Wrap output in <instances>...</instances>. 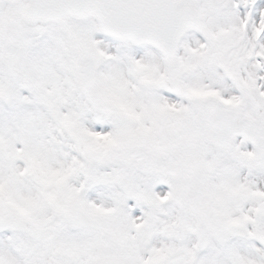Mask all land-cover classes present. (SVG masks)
<instances>
[{
  "label": "rangeland",
  "instance_id": "374dc122",
  "mask_svg": "<svg viewBox=\"0 0 264 264\" xmlns=\"http://www.w3.org/2000/svg\"><path fill=\"white\" fill-rule=\"evenodd\" d=\"M26 6V1L0 3V169L19 175L22 186L19 190L0 182V220L30 221L17 230L0 226V264H81L85 252L96 264H133L126 245L134 246L140 264H198L194 261L199 256L213 264H225L222 257L233 258L234 264H264V251L252 240L264 171L248 168L251 147L241 144L237 161L227 164L231 155L209 167L213 148L207 128L199 111L173 88L162 56L112 40L94 20L27 28L15 19ZM199 13L203 35H189L176 61L182 89L232 106L241 105L247 92L264 111V67H248L250 60L264 62V51L255 52L264 39L262 29L263 37H257L264 23V0H201ZM82 57L97 63L95 89L101 106L80 89L77 68ZM146 81L156 82L158 89L146 90ZM241 116L254 118L253 107H244ZM108 126L114 133L108 134ZM39 127L47 137L53 133V142L79 155L80 181L75 185L65 183L63 160L28 146ZM171 143L177 145L175 160L186 169L208 164L205 190L190 204L174 198L172 166L157 158V150ZM52 160L60 168H50ZM15 163L23 173L13 169ZM242 168L245 193L238 184ZM96 182L118 206L128 197L129 213L103 209L98 202L102 194L93 196ZM71 207L83 208L90 223L81 229L68 226L64 214ZM135 215L139 217L133 219ZM202 215L218 233H206ZM232 222L245 223L251 240L223 235ZM161 234L176 242L157 255L155 239Z\"/></svg>",
  "mask_w": 264,
  "mask_h": 264
},
{
  "label": "water",
  "instance_id": "95a60500",
  "mask_svg": "<svg viewBox=\"0 0 264 264\" xmlns=\"http://www.w3.org/2000/svg\"><path fill=\"white\" fill-rule=\"evenodd\" d=\"M11 4L19 0H0ZM200 0H29V7L20 17L28 24H62L68 18L84 21L95 18L103 31L120 41H131L135 46H151L169 62L175 85L176 70L174 59L184 36L202 21L198 16ZM94 63L83 59L79 66L81 85L89 96H93ZM146 83V87H154ZM180 91V90H179ZM180 93L186 97L184 93ZM191 103L199 99L188 97ZM202 119L208 124L212 138L217 140L223 134L243 137L256 148L252 159L253 167H264V115L259 121L243 119L239 126L234 125L236 115L231 108L212 99L201 100ZM264 217V205L258 211V221ZM68 218L74 225L87 221L81 210L68 212ZM23 221H10L9 227L19 226ZM71 223V222H70ZM228 232L237 237H244L240 226L231 225Z\"/></svg>",
  "mask_w": 264,
  "mask_h": 264
},
{
  "label": "bare ground",
  "instance_id": "6f19581e",
  "mask_svg": "<svg viewBox=\"0 0 264 264\" xmlns=\"http://www.w3.org/2000/svg\"><path fill=\"white\" fill-rule=\"evenodd\" d=\"M259 45L257 48H255V52H263L264 51V39L258 43ZM252 48V46H251ZM249 69H260L264 67V62L257 58L254 60H250L249 62ZM24 97V95H23ZM25 103L28 102L26 98L23 100ZM42 120H46L44 116L41 118ZM42 123L41 121H39ZM108 134L114 133V130L111 126L107 127ZM140 129V128H139ZM139 129L137 131L139 132ZM54 135L51 133L48 137L46 136V133L41 129V127L37 128V133L33 134L31 137H29L27 144L28 146L38 151V147H41L43 151H49L48 156L51 158H60L65 163V183L68 187H71L76 184V182L80 181V174H79V165H81V159L79 158V155L75 152H73L66 144L60 142L59 144H56L53 142ZM111 139V138H110ZM50 168L57 169L60 168L59 164L54 162L53 160L50 162ZM13 169L17 170L18 172H22V167L20 163H15L13 166ZM23 173V172H22ZM96 180V178H95ZM0 182L3 184H10L11 186L17 187L19 190L22 189L20 176H14L13 171L7 168H1L0 169ZM238 184H239V191L241 193H245V185H246V174L244 170H241L238 176ZM105 187L101 182H96L93 190V196L97 195L98 193L102 194V197L98 199V202L101 204V207L106 210H112L117 212L123 211L124 214L129 213V208L132 207V204L128 201L129 198L125 197L121 200V203L124 204L123 206H118L117 201L113 198H108L106 195L108 192L105 191ZM98 197V196H97ZM119 197V195L116 196V198ZM126 205H128V208H126ZM139 215L133 216V219L138 218ZM91 238V236H89ZM84 239H80V242H83ZM157 242V244H156ZM176 240L172 238L170 235L167 234H161L156 236L155 239V245H154V253L158 255L159 252H162L163 250H167V248L171 249L174 245ZM161 244H163V248L160 247ZM159 246V248H158ZM156 247V251H155ZM69 249V248H68ZM160 249V250H159ZM71 253V251H68ZM84 257H81L79 259V263L81 264H96L95 259L93 256H91L89 253H84ZM225 264H234L233 258H224ZM65 264H71L70 262H66ZM205 264H213L212 261H207Z\"/></svg>",
  "mask_w": 264,
  "mask_h": 264
},
{
  "label": "flooded vegetation",
  "instance_id": "af4514ba",
  "mask_svg": "<svg viewBox=\"0 0 264 264\" xmlns=\"http://www.w3.org/2000/svg\"><path fill=\"white\" fill-rule=\"evenodd\" d=\"M239 148H240V141H239V143L234 142L232 144V148H231V151L229 153H223V152H220L218 150L217 151H218V154H220V155H230V154H232V152L234 153L235 149H236V151H240ZM169 151L172 152L171 156L169 157L170 164L173 165L174 167H180L183 170V172H187V170H185V168H182L180 166V164H178V160L175 161V159H177V157L175 155V146H170ZM165 162H167V160ZM197 194H199V193H197Z\"/></svg>",
  "mask_w": 264,
  "mask_h": 264
}]
</instances>
